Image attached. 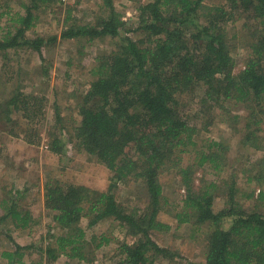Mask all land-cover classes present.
Listing matches in <instances>:
<instances>
[{"label":"trees","instance_id":"1","mask_svg":"<svg viewBox=\"0 0 264 264\" xmlns=\"http://www.w3.org/2000/svg\"><path fill=\"white\" fill-rule=\"evenodd\" d=\"M52 1V0H49ZM59 1V0H58ZM138 2V24L134 31L142 32L135 39L125 34V22L115 10L114 0H101L105 17L93 24L75 23L70 10L64 18L59 35L28 38L36 20L33 10L45 0H31L24 14L15 13L10 19L12 30L0 38V55L21 47L36 53L41 71L48 77L45 46L58 40L123 37L124 45L100 63L93 74L96 79L87 88L78 113L80 120L73 136L78 147L95 158L111 173L106 191L81 185H61L56 180L44 186V208L51 213L54 227L60 234L50 236L49 243L21 246L9 236L12 250L3 251L6 264H51L59 257L85 263L93 259L89 248L96 240L86 239L80 225L87 218L92 228L106 219H113L135 238L123 243L114 264H154L160 257L174 264H264V190L258 189L255 200L259 208L246 210L238 201L236 181L223 185L209 183L194 187L193 169L208 166L221 172L226 164L222 145L210 142L206 149H193L197 130L190 125L188 114L179 107V97L203 90L201 103L220 105L234 101L247 105L250 111L242 143L257 149L252 124L259 123L264 114V0H223L222 5L209 7L203 0H129ZM235 13L253 20L257 29L250 35L249 54L243 67L235 72L231 41L227 38V22ZM249 22V21H248ZM251 33V30L250 32ZM124 35V36H123ZM45 97L23 92L16 86L8 96L0 98V121L15 123L13 118L28 122L44 117ZM200 112V111H199ZM255 115V117L253 116ZM249 119V120H248ZM54 121L60 125L58 108ZM27 143L32 144V140ZM51 151L61 153L59 137L52 138ZM196 151L197 164L179 168L184 189L182 205L174 218L178 225L206 226V252L203 262L188 258L162 247L152 232H168L171 227L157 219L163 197L160 174L176 154ZM257 185L264 184V160H259ZM129 179L144 184L148 211H128L115 199L114 190ZM250 180V177L248 178ZM252 180V178H251ZM219 189H224V205L215 211ZM221 193V192H220ZM20 194L4 201L1 222L10 220L16 229L26 228L31 221L28 212L18 207ZM253 198L254 194H250ZM230 221L227 227L223 224ZM94 250L109 242L98 237ZM89 249L90 252H86ZM26 251L39 255L37 261H24Z\"/></svg>","mask_w":264,"mask_h":264},{"label":"rangeland","instance_id":"2","mask_svg":"<svg viewBox=\"0 0 264 264\" xmlns=\"http://www.w3.org/2000/svg\"><path fill=\"white\" fill-rule=\"evenodd\" d=\"M147 0H139L146 2ZM209 7L224 3L223 0H203ZM31 0H0V38L6 31L12 30L10 20L15 13L24 14ZM138 2L129 0H114L115 10L125 22V34L138 39L142 32L134 31L138 24ZM33 10L36 17L34 26L26 32L28 38L36 36L44 39L59 35L64 25L67 10L75 23L93 24L97 18L107 14L102 8L101 0H45L38 3ZM235 13L227 22V38L231 41L232 56L235 60V72L240 70L249 54L248 44L252 42L250 35L257 25L253 20ZM249 21V22H248ZM251 30V33H249ZM124 36V35H123ZM124 45L123 37H105L96 39L79 38L73 40H58L45 46L43 54L48 61V77L43 75L39 59L31 50L24 47L11 51L5 58L0 55V98L8 96L16 86L19 90L45 97L44 117L40 121L28 122L23 118H13V124L0 121V217L4 214V201L13 197L15 192L21 195L18 207L22 212H28L30 224L24 229H16L8 219L0 225V264H6L2 257L3 251L12 250L10 236L21 246L49 243V237L60 234L51 219V213L44 208V186L52 180L61 185H81L104 192L107 189L111 173L95 158L82 151L72 138L73 129L78 124L79 106L82 103L89 85L96 79L93 70L112 56L119 47ZM203 90H197L193 95L179 97L180 110L189 116L190 125L197 130L194 137L196 147L206 149L210 142L223 146L219 151L226 157V164L221 172H214L208 166L193 169L194 187L214 183L223 185V181L233 177L238 191L237 201L248 211L259 208L258 202H253L258 189L255 178L258 166L264 160V114L257 115L259 123L251 125L255 131L257 149L242 143V138L248 130L245 129L250 114L247 105L234 101L222 102L220 105L208 103L203 105L201 98ZM58 108L61 124L56 125L54 111ZM200 111V112H199ZM255 117V115L253 114ZM249 120V119H248ZM61 141V153L51 151V141L54 137ZM32 140V144L27 143ZM176 154L173 161L166 165L160 174L163 197L161 211L157 219L170 225L168 232H152L158 245L188 258L191 262H203L206 252V226L198 229L192 224L176 222L174 214L178 205H182L184 189L181 183L179 168L197 164L196 151ZM250 177V180L248 179ZM252 178V180H251ZM215 200V211L223 207L224 189H219ZM253 198H249L250 194ZM116 201L128 211L138 210L139 214L148 211L147 194L144 184L139 180L129 179L119 183L114 190ZM87 218L80 225L85 230L86 239L96 240L90 246L93 259L89 263L59 257L51 264H114L119 255L121 244H132L135 238L129 236L125 229L113 219L99 222L92 228L87 227ZM230 221H225L227 227ZM105 236L109 242L94 250L98 237ZM89 249L86 252H90ZM39 255L26 251L24 261H37ZM154 264H174L160 257L154 258Z\"/></svg>","mask_w":264,"mask_h":264}]
</instances>
